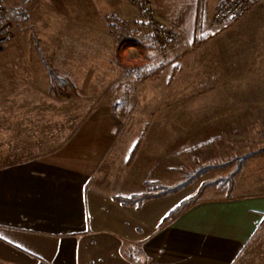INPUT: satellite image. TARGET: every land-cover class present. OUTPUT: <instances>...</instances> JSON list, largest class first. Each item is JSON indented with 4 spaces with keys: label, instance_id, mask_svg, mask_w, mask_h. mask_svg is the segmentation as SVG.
<instances>
[{
    "label": "rangeland",
    "instance_id": "1",
    "mask_svg": "<svg viewBox=\"0 0 264 264\" xmlns=\"http://www.w3.org/2000/svg\"><path fill=\"white\" fill-rule=\"evenodd\" d=\"M222 1L0 0L5 12L0 29L11 34L0 47V166L21 167L29 160L46 157L66 145L96 113L104 115L92 118L93 123L67 153H74L75 147L90 158L103 154L100 172L113 164L112 183L121 192L126 188L121 173L129 167L130 153L124 148L144 138L149 126L157 135L174 138L175 155L184 158L181 167L175 168L177 178L172 184L184 178L186 170L195 166V159L205 163L251 152L234 177V186L257 183L264 189V0L248 9L261 1L248 15L252 25L244 21L245 26L234 27L213 20ZM167 5L181 8L172 15L178 21L187 20L188 30L171 26L158 16L162 12L174 19ZM14 9L27 15L15 19L11 14ZM203 9L204 31L200 29ZM188 11L189 16L181 15ZM157 26L172 30L173 37H158ZM33 32L50 60L73 79L78 95L63 89L58 96L48 92ZM202 33L211 40L209 49H200L197 36ZM214 48L220 57L234 59L238 79L228 80L226 74L209 78L212 75L205 72L206 63L200 68L201 57ZM15 58L27 59L26 65L16 67L25 68L32 82L14 98L9 94L8 72ZM121 98L128 100L125 116L118 115L124 110L118 105ZM107 115L117 131L109 147ZM234 166L212 169L178 194L183 199L192 196L205 180L227 175ZM152 183L156 182L146 183L145 191ZM233 189L212 185L201 199L226 196Z\"/></svg>",
    "mask_w": 264,
    "mask_h": 264
},
{
    "label": "crops",
    "instance_id": "2",
    "mask_svg": "<svg viewBox=\"0 0 264 264\" xmlns=\"http://www.w3.org/2000/svg\"><path fill=\"white\" fill-rule=\"evenodd\" d=\"M260 2L232 27L244 21L252 25L248 15ZM172 7L167 5L174 19L162 12L158 16L188 30L187 20L172 15L181 8ZM181 15L189 16V11ZM200 45L201 50L209 49L211 40ZM214 49L201 57L200 68L206 63L209 78L226 74L228 80L238 79L234 59L220 57ZM26 61L15 58L9 68L11 97L32 82L25 68L16 67ZM96 115L104 114L93 113L66 145L46 157L21 167L0 166V264H41V260L49 264H264L263 187L235 185L231 194L200 199L163 222L183 199L178 192L148 198L138 206L124 205L115 196L145 191L148 181L172 184L177 178L175 168L184 162L175 155V139L157 135L149 126L132 164L126 168L124 161L121 174L126 188L121 192L112 183L113 164L100 172L103 154L90 158L75 147L74 153H67ZM108 118L107 147L117 133ZM133 144H127L124 152L128 148L129 153Z\"/></svg>",
    "mask_w": 264,
    "mask_h": 264
},
{
    "label": "trees",
    "instance_id": "3",
    "mask_svg": "<svg viewBox=\"0 0 264 264\" xmlns=\"http://www.w3.org/2000/svg\"><path fill=\"white\" fill-rule=\"evenodd\" d=\"M4 10L1 8L0 4V23L2 18L4 17ZM12 17L17 19L21 14L27 15L26 11L22 10V12L18 10H12L11 11ZM206 16V9H203V15L201 18V28L204 31V26H205V17ZM107 18H111L110 16H106ZM27 18V16H26ZM110 26H114V23L111 22ZM2 30V29H0ZM126 37V36H123ZM33 39H34V48L37 52V55L43 64L45 71H46V76H47V81H48V92L50 94H53L55 96L59 95V89L63 90H69L71 91L74 95H78V87L73 81V79L69 76L63 73L58 66H56L48 57L46 54L45 50L43 49L41 45V40L40 38L36 35L35 32H33ZM131 39H136V38H131ZM197 39L200 43L205 42L208 37L205 35V33L199 34L197 36ZM148 47H153V45H150ZM146 69V68H144ZM118 105L119 108H123L124 110L122 113H118L120 116H125L128 112L126 109L128 106V100L126 98H121L118 99ZM143 141V136H141L132 146L129 156L126 161V165L130 166L131 163L133 162L135 156L138 153V150L141 146V143ZM251 152H247L245 154H234L228 158H221L217 160H210L205 163L202 161L195 159V166L191 170H186L184 174V178L176 182L175 184L172 185H165L160 182L152 183L148 186V190L139 193V194H133L130 196H120L117 195L115 198L121 202L124 205H140L144 200L151 198V197H160L166 194H172L178 192L180 189L183 187L188 186L193 180L197 179L198 177L202 176L203 174L207 173L208 171L219 168V167H224L226 165L235 163V166L233 170L227 174V175H222L218 176L214 179H208L205 180L201 186L199 187L198 191L193 194L192 196H189L185 199H183L179 204H177L172 210L169 211V213L166 215L164 218L163 222H168L174 219L181 211H183L186 207L189 205L193 204L194 202L198 201L201 199V196L204 194L206 189L212 185H216L217 187H224L228 186V190H232L234 187V177L240 173L242 170V167L244 163L246 162L248 156L250 155ZM129 249V247H127ZM121 251H124L126 253V247L122 246ZM130 255V254H128ZM132 255V254H131ZM130 255V256H131ZM134 258V257H133ZM136 259V258H135ZM134 259V263L137 261ZM41 264H49L44 260L40 261Z\"/></svg>",
    "mask_w": 264,
    "mask_h": 264
},
{
    "label": "built area",
    "instance_id": "4",
    "mask_svg": "<svg viewBox=\"0 0 264 264\" xmlns=\"http://www.w3.org/2000/svg\"><path fill=\"white\" fill-rule=\"evenodd\" d=\"M257 0H223L214 10L213 20L215 23L223 25L239 20ZM158 37L169 39L173 37V31L169 28L157 26ZM11 37L10 32L0 30V47Z\"/></svg>",
    "mask_w": 264,
    "mask_h": 264
}]
</instances>
